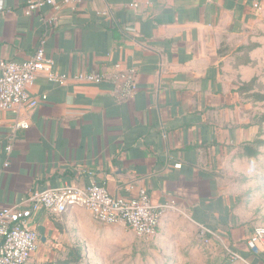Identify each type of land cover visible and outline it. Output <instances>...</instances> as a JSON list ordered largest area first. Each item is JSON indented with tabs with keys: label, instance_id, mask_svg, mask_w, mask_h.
Instances as JSON below:
<instances>
[{
	"label": "crops",
	"instance_id": "0c3cea01",
	"mask_svg": "<svg viewBox=\"0 0 264 264\" xmlns=\"http://www.w3.org/2000/svg\"><path fill=\"white\" fill-rule=\"evenodd\" d=\"M27 1L0 0V58L26 61L44 41L52 71L68 80L58 85L40 74L29 89L34 109L0 111V206L63 185L96 184L126 198L145 189L153 205L173 203L160 222L183 215L198 243L219 239L245 260L231 248L246 243L227 165L245 147V132L260 126L237 120L230 76L249 75L248 62L237 72L232 65L258 51L264 0H55L59 9L32 16ZM116 67L136 72L127 98L108 82L75 80L112 77ZM18 121L28 129H15ZM29 224L38 235L30 264H69L71 240L103 225L79 207L39 211Z\"/></svg>",
	"mask_w": 264,
	"mask_h": 264
},
{
	"label": "built area",
	"instance_id": "2783aa9c",
	"mask_svg": "<svg viewBox=\"0 0 264 264\" xmlns=\"http://www.w3.org/2000/svg\"><path fill=\"white\" fill-rule=\"evenodd\" d=\"M64 1L68 4L81 2V0ZM45 6L59 9L55 0H28L24 13L32 16ZM56 21V17L51 16L47 23L55 25ZM53 62L45 55L44 41L26 61L14 62L0 58V111L21 106L34 109L38 100L30 96L29 89L40 74H44L49 82L64 85L68 78L52 71ZM116 68L117 72L112 77L89 73L80 74L75 80L89 84L108 82L113 86V95L121 99L127 98L137 90L136 72L134 69ZM14 126L15 129H28L29 124L18 121ZM12 149L11 143L4 148L6 155L4 169L9 167L8 159ZM75 207L87 210L94 220L103 225L123 224L142 240L153 238L161 217L174 209L173 203L153 205L145 189H140L134 198L112 197L104 187L96 184L84 187L63 185L34 191L19 203L0 206V264H30L31 256L38 247V235L31 229L29 223L39 211L61 214ZM246 247L249 253L264 256L263 226H256L253 229L247 239ZM227 255L231 262L241 260L240 255L231 250H227Z\"/></svg>",
	"mask_w": 264,
	"mask_h": 264
},
{
	"label": "rangeland",
	"instance_id": "374dc122",
	"mask_svg": "<svg viewBox=\"0 0 264 264\" xmlns=\"http://www.w3.org/2000/svg\"><path fill=\"white\" fill-rule=\"evenodd\" d=\"M256 49L258 51L255 53H244L249 61L245 58L238 59L237 56L232 65V70L237 72L240 66L248 62L249 75L230 76L231 86L237 94L233 101L238 108L237 120L244 124L258 123L260 126L258 145L253 146L252 152H247L244 148L237 151L233 160L227 165L228 190L237 194L240 200L234 210L245 234L244 244L256 226L264 227V118H262L264 117V31L260 35ZM249 54H254L252 59ZM249 152L251 153L248 154ZM160 224L158 233L156 232V235L148 240L137 238L123 224L105 228L100 224L102 228L97 234L89 232L71 240V245L66 251L70 256L67 262L69 264H248L243 259L231 262L227 255L230 247L221 245L219 239L211 238L205 243H198L197 229L192 228V230V222L183 215L171 221L166 219ZM231 248L243 257L248 254L246 244Z\"/></svg>",
	"mask_w": 264,
	"mask_h": 264
},
{
	"label": "trees",
	"instance_id": "16d2710c",
	"mask_svg": "<svg viewBox=\"0 0 264 264\" xmlns=\"http://www.w3.org/2000/svg\"><path fill=\"white\" fill-rule=\"evenodd\" d=\"M264 118V117H262ZM264 120V119H263ZM247 132H251V131H247ZM254 132V136L251 137L252 133ZM252 133L248 134L245 132V136H244V145L245 147L244 150H246L247 152L248 151H251L253 150V146L255 145H258V137L260 136V129L259 131H257L255 133V129L253 130ZM251 152H249L248 154H250ZM249 264H264V256L263 255H255V254H246L244 257H243Z\"/></svg>",
	"mask_w": 264,
	"mask_h": 264
}]
</instances>
